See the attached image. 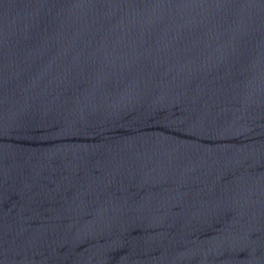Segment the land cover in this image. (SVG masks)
I'll return each mask as SVG.
<instances>
[{"label":"water","instance_id":"95a60500","mask_svg":"<svg viewBox=\"0 0 264 264\" xmlns=\"http://www.w3.org/2000/svg\"><path fill=\"white\" fill-rule=\"evenodd\" d=\"M0 264H264V0H0Z\"/></svg>","mask_w":264,"mask_h":264}]
</instances>
